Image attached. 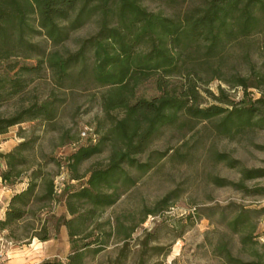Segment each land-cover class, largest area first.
Listing matches in <instances>:
<instances>
[{"label": "trees", "instance_id": "1", "mask_svg": "<svg viewBox=\"0 0 264 264\" xmlns=\"http://www.w3.org/2000/svg\"><path fill=\"white\" fill-rule=\"evenodd\" d=\"M161 1L167 11L151 12L141 0H0V109L12 107L15 99L23 101L29 84L41 78L29 76L43 69L58 89L76 83L107 88L100 108L108 126L95 141L80 135L66 139L64 133L60 146L73 148L64 162L44 155V163L29 161L32 141L25 139L0 154L2 182L10 188L24 184L0 220L3 239L23 246L66 231L68 253L40 264H87L114 238L123 243L118 260L125 257L135 230L148 216L171 207L170 195L145 209L135 223L116 221L112 226L100 220L138 178L168 156L169 150L152 149L164 132L208 123L230 142L264 133V0H182L178 7L176 0ZM88 24H94L96 32L81 39L76 50L64 49L70 34ZM36 35L55 49L45 54L32 41ZM60 47L65 51L56 50ZM32 53L38 65L16 71L15 58ZM213 80L228 89L218 86L214 94L206 87ZM146 83L152 84L153 94L142 91ZM235 89L242 93L237 100L229 93ZM51 96L0 113V143L10 128L25 123L38 121L53 129L59 106ZM253 146L264 152V145ZM181 147L172 149L169 159L186 156ZM94 158L101 159L80 173ZM212 159L238 175L236 181L214 175V187L230 188L244 198L264 197V166L248 168L218 151ZM50 163L65 169L68 179L56 184L62 172L48 171ZM59 208L63 211L58 214ZM207 211V219L217 214L238 239V255L220 239L213 248L217 256L227 264H264L258 232L264 206L230 204ZM151 250L169 254L162 247Z\"/></svg>", "mask_w": 264, "mask_h": 264}, {"label": "rangeland", "instance_id": "2", "mask_svg": "<svg viewBox=\"0 0 264 264\" xmlns=\"http://www.w3.org/2000/svg\"><path fill=\"white\" fill-rule=\"evenodd\" d=\"M141 3L151 12L163 11L166 7L161 0H141ZM183 3L182 0H176L173 4L178 7ZM95 32L94 24L85 25L70 34L64 49L76 50L81 39ZM32 41L37 43L45 54L55 49L43 36L36 35ZM64 49L56 48L60 52H64ZM28 55V58L25 56L15 58L16 71L23 65H38L37 55L34 53ZM39 59H43V56H39ZM29 77L41 78H35L29 84L27 92L22 96L23 101L15 99L12 107L6 110L1 108L0 113L13 111L34 100L43 101L52 95V99H55L59 106V115L53 129L38 121L10 128L1 138L0 154L10 152L25 139L32 141V150L27 153L29 161L44 163L41 159L44 155L64 162V158L73 150L70 145L60 146V137L64 133L67 132L66 139L80 135L84 140L95 141L98 134L103 132L102 129L108 126L100 108L101 97L107 88L76 83L69 85V88L58 89L51 82L49 78L51 76L45 69L41 70L38 76ZM218 86L228 89L219 80H213L206 87L216 94ZM142 91L148 95L153 94L152 84L146 83ZM229 93L236 100L242 95L239 89L229 90ZM254 96L257 97L258 94L254 92ZM186 142V146L181 147ZM253 144L264 145V133L248 134L230 142L221 139L208 123L197 124L193 130L185 129L179 132L172 129L164 132L154 142L152 149L163 152L169 150L168 156L151 172L138 178L136 185L127 191L113 207L107 209L100 221H108L112 226L116 225V221H120L123 225H128L130 220H134L135 223L145 209L152 208L157 201L168 195L171 197V207L161 215L148 216L145 222L135 230L127 243L124 258L118 260L123 243L114 238L110 240L105 251L94 257L90 256L87 264H116L118 261L121 264H227L223 258L213 252V248L221 239L228 243L233 255L236 256L239 248L238 239L219 220L217 214L212 219H207L206 215L210 213L207 210L225 208L230 204L264 206V197L244 198L230 188L214 187L210 183L212 176L236 181L238 175L223 165L215 164L212 155L214 151L224 152L240 160L248 168L264 166V152L254 148ZM180 147L181 155H187L179 159H169L172 149ZM101 158L85 162L80 167V173ZM0 161L4 165L1 158ZM47 170L52 173L62 172L57 177L56 184L63 179H68L66 170H59L53 163L47 165ZM62 211L63 208H59L57 213ZM258 232L261 234L260 242L264 243V217L259 220ZM145 245L149 250H146ZM153 247H162L169 254L162 256L154 253L151 250ZM51 250L61 258L68 253L69 244L65 229L58 234L48 252Z\"/></svg>", "mask_w": 264, "mask_h": 264}, {"label": "crops", "instance_id": "3", "mask_svg": "<svg viewBox=\"0 0 264 264\" xmlns=\"http://www.w3.org/2000/svg\"><path fill=\"white\" fill-rule=\"evenodd\" d=\"M3 169L4 165H2L0 161V170L2 171ZM23 188L24 184L16 185L15 187L10 188L2 182L0 177V220L4 219L8 202L13 194L19 192ZM0 239H3V233H0ZM55 239L56 238H53L47 242H40L34 239L27 245H14L10 250V258L7 264H40L45 260L53 258L61 259L60 256L54 254V251L51 250L48 252V249L53 244Z\"/></svg>", "mask_w": 264, "mask_h": 264}, {"label": "built area", "instance_id": "4", "mask_svg": "<svg viewBox=\"0 0 264 264\" xmlns=\"http://www.w3.org/2000/svg\"><path fill=\"white\" fill-rule=\"evenodd\" d=\"M14 245L4 239H0V264H7L10 250Z\"/></svg>", "mask_w": 264, "mask_h": 264}]
</instances>
